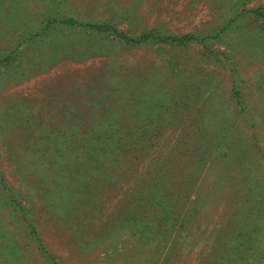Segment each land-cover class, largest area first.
Wrapping results in <instances>:
<instances>
[{
    "label": "rangeland",
    "instance_id": "1",
    "mask_svg": "<svg viewBox=\"0 0 264 264\" xmlns=\"http://www.w3.org/2000/svg\"><path fill=\"white\" fill-rule=\"evenodd\" d=\"M0 264H264V0H0Z\"/></svg>",
    "mask_w": 264,
    "mask_h": 264
},
{
    "label": "trees",
    "instance_id": "2",
    "mask_svg": "<svg viewBox=\"0 0 264 264\" xmlns=\"http://www.w3.org/2000/svg\"><path fill=\"white\" fill-rule=\"evenodd\" d=\"M147 34H144L142 37V39L141 40H144L147 36H146ZM187 38V39H186ZM186 39V41L187 40H191V38H188V37H183V40H185ZM128 42H132V41H130V40H128ZM158 219L160 220V221H165V222H173V221H175V211L172 209V207H168L167 209H165L164 211H163V213L162 214H160L159 215V217H158ZM159 221V222H160ZM179 222H180V227H183V220H179ZM31 235L32 236H35V231L32 229V231H31Z\"/></svg>",
    "mask_w": 264,
    "mask_h": 264
}]
</instances>
